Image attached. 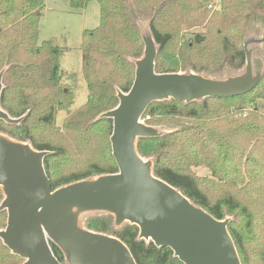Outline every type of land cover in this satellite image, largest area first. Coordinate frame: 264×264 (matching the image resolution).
<instances>
[{"label": "trees", "instance_id": "1", "mask_svg": "<svg viewBox=\"0 0 264 264\" xmlns=\"http://www.w3.org/2000/svg\"><path fill=\"white\" fill-rule=\"evenodd\" d=\"M91 1L98 4L99 24L83 31L79 46L87 99L73 110V89L62 83L66 74L59 65L64 49L51 40L38 43L44 0H0V109L21 119L12 125L0 120V135L47 152L43 168L52 190L118 172L111 155L112 121L102 115L114 110L118 94L133 84L144 52L143 23L156 47L155 73H193L217 81L212 74L224 65L236 72L246 63L243 44L250 23L264 25V0H220L214 11L207 9L210 0H68L78 12ZM263 85L249 96L154 102L142 115L145 126L156 130L171 119L182 122L135 141L155 178L214 219L228 220L240 264H264V112L246 106L264 100ZM60 112L66 115L56 128ZM96 150L103 156H90ZM81 159L83 169L76 165ZM200 169L206 174L198 175ZM79 227L117 238L135 264H182L171 250L139 239L137 226H116L111 214L86 213ZM49 246L64 264L61 251ZM17 258L0 240V264H15Z\"/></svg>", "mask_w": 264, "mask_h": 264}, {"label": "water", "instance_id": "2", "mask_svg": "<svg viewBox=\"0 0 264 264\" xmlns=\"http://www.w3.org/2000/svg\"><path fill=\"white\" fill-rule=\"evenodd\" d=\"M143 41V57L135 64L130 90L120 92L117 107L102 115L112 121L110 146L116 174L52 190L43 168L47 152L0 135V187L4 195L0 212L7 214L0 240L23 264H60L49 243L61 251L66 264H135L117 238L79 227L80 216L95 212L113 215L116 226L125 222L137 226L139 239L171 250L182 264H240L227 231L228 220L214 219L155 178L151 163L136 153L135 141L160 135L141 122L154 102L191 103L248 94L254 88L249 55L246 53L243 80L249 86L235 91L230 87L234 79L222 82L193 73H155L154 43L145 36ZM0 120L10 125L21 121L11 119L1 109Z\"/></svg>", "mask_w": 264, "mask_h": 264}, {"label": "rangeland", "instance_id": "3", "mask_svg": "<svg viewBox=\"0 0 264 264\" xmlns=\"http://www.w3.org/2000/svg\"><path fill=\"white\" fill-rule=\"evenodd\" d=\"M98 24L99 8L96 1L89 2L83 11L78 12L73 11L70 8L68 0H46L45 11L38 22V29L40 30V33L38 34V43H40L41 40H46L50 37H53L55 44H60L64 49L61 61L62 71H64L65 73H69L70 75L75 74V78L72 80L69 79V74H66L65 79L62 81L65 87L73 89V110L82 106L87 99L85 82L81 76L80 68L81 59L79 44L81 43V36L83 31L93 30L98 26ZM249 26L251 29L248 33L250 38L244 42L243 47L250 58L251 79L253 84L252 86H254V88L248 94L243 93V96H249V94H257L259 90V88H257L258 85L264 84V81L261 82L262 80H260V77L264 75V25L258 22H252ZM141 27L143 29L144 36L151 41L147 30V23H143ZM195 31H200V29H194V32ZM186 38L187 40L191 39L192 35L188 34ZM154 48L156 49L155 45ZM66 64H68L70 68H67ZM244 65L239 69V71L236 70V72L231 71V69L227 65H224L222 69L212 75L215 78L221 79L220 81L222 82L233 79L236 80L235 83L230 86L231 89L235 91L240 89L246 90L249 85L243 81L245 78L246 63H244ZM67 70L68 72H66ZM259 70H262L261 76L259 75ZM233 74L236 75L235 78H232ZM262 87H264V85ZM201 101L202 99L197 100L196 102L200 103ZM254 103L246 104L247 108H257L258 110H261V112H264V100L257 99ZM65 115V112H60L59 114H57L55 121L56 128L61 125V122L64 119ZM145 119L141 118V122L143 124ZM181 122L182 120L175 118L171 119V122L161 123L160 126H156V132L161 135L162 133L166 132L167 129L170 130V128L179 125ZM90 156H93L94 159L95 157L100 158L101 156H103V152L96 150L95 152L90 154ZM76 165H78L79 168L83 169L85 167V162L83 161V159H81L80 162ZM197 174L205 175L206 171L200 169L197 170ZM3 200L4 195L0 187V205ZM0 213L3 214L2 221L0 222V230H3L6 225L7 214L6 211H1ZM88 218L90 217H87V219ZM23 263L24 262L22 260L17 258L15 264ZM64 264H66V262Z\"/></svg>", "mask_w": 264, "mask_h": 264}, {"label": "built area", "instance_id": "4", "mask_svg": "<svg viewBox=\"0 0 264 264\" xmlns=\"http://www.w3.org/2000/svg\"><path fill=\"white\" fill-rule=\"evenodd\" d=\"M221 5V1L220 0H210L208 5H207V9L214 11V10H219Z\"/></svg>", "mask_w": 264, "mask_h": 264}, {"label": "crops", "instance_id": "5", "mask_svg": "<svg viewBox=\"0 0 264 264\" xmlns=\"http://www.w3.org/2000/svg\"><path fill=\"white\" fill-rule=\"evenodd\" d=\"M45 3H46V0H44V4H45ZM39 31H40V30L38 29V34L40 33ZM47 40H51V41L55 44V42H54V38H53V37H52V38L50 37V38H48V39H46V40H41V42H42V41H47ZM55 45H57V46H59V47L61 46L60 44H55ZM79 46H80V44H79ZM61 47H62V46H61ZM79 52H80V51H79ZM62 55H63V54H62ZM62 55H61V57H60V61H59V65H60V69H61V71H62V67H61ZM80 59H81V53H80ZM66 67H67V68H70L68 64H66ZM80 68H81V61H80ZM62 72L65 73L64 71H62ZM66 72H68V70H67ZM65 74L68 75L69 73H65Z\"/></svg>", "mask_w": 264, "mask_h": 264}]
</instances>
